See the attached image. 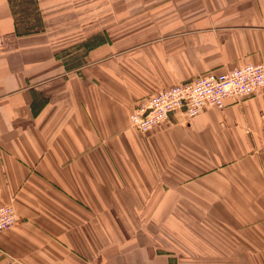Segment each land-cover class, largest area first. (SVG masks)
Instances as JSON below:
<instances>
[{
	"label": "crops",
	"instance_id": "crops-1",
	"mask_svg": "<svg viewBox=\"0 0 264 264\" xmlns=\"http://www.w3.org/2000/svg\"><path fill=\"white\" fill-rule=\"evenodd\" d=\"M0 0V264H264V91L147 136L136 105L264 65V0Z\"/></svg>",
	"mask_w": 264,
	"mask_h": 264
},
{
	"label": "built area",
	"instance_id": "built-area-1",
	"mask_svg": "<svg viewBox=\"0 0 264 264\" xmlns=\"http://www.w3.org/2000/svg\"><path fill=\"white\" fill-rule=\"evenodd\" d=\"M263 91V64L235 67L223 74L203 75L192 83L162 90L147 102L136 105L131 126L147 136L177 114L194 118L206 108L223 110L229 100L243 102ZM18 222L19 217L12 206L0 207V233L15 227Z\"/></svg>",
	"mask_w": 264,
	"mask_h": 264
},
{
	"label": "rangeland",
	"instance_id": "rangeland-1",
	"mask_svg": "<svg viewBox=\"0 0 264 264\" xmlns=\"http://www.w3.org/2000/svg\"><path fill=\"white\" fill-rule=\"evenodd\" d=\"M31 1L32 0H14L13 2L14 7L16 8V19L21 25V28L32 29L35 25L40 23V18L37 15L34 1Z\"/></svg>",
	"mask_w": 264,
	"mask_h": 264
},
{
	"label": "trees",
	"instance_id": "trees-1",
	"mask_svg": "<svg viewBox=\"0 0 264 264\" xmlns=\"http://www.w3.org/2000/svg\"><path fill=\"white\" fill-rule=\"evenodd\" d=\"M27 1H29V0H27ZM32 1H34V6H35V9H36L37 15L40 18V23L35 25V27L32 28V29L21 28V25L18 23L17 32L19 33V35L33 34V33L40 32L42 30L41 14L39 12V9L37 8L36 0H32Z\"/></svg>",
	"mask_w": 264,
	"mask_h": 264
}]
</instances>
